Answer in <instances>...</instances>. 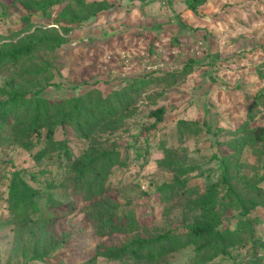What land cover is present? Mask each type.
I'll return each instance as SVG.
<instances>
[{
	"label": "rangeland",
	"instance_id": "1",
	"mask_svg": "<svg viewBox=\"0 0 264 264\" xmlns=\"http://www.w3.org/2000/svg\"><path fill=\"white\" fill-rule=\"evenodd\" d=\"M108 1L112 10H106L94 23L73 29L60 48L35 51V63L48 62L56 81L42 94L57 99L96 88L105 96L137 78L146 77L149 82L124 112L122 123L114 127L104 124L91 139L80 138L69 126L58 129L56 137L66 139L73 157L55 152L35 163L30 153L15 143L0 146V264L21 262L12 253L19 228L12 223L7 201L12 171L20 168L27 171L29 183L41 190L33 220L45 222L49 235L60 242L46 259L29 264H134L101 256L91 263L89 258L98 245H120L133 236L149 238L171 228L183 230L184 225L197 220L199 212L193 210L191 200L217 179L219 159L234 157L228 146L232 134L246 119L251 97L264 94V78L257 72L264 69V0H207L195 12L185 11L184 0ZM168 1L174 6L172 12ZM0 2L4 4H0V34L13 37L21 29L24 9L12 0ZM63 6H53L47 14L36 12L33 23L60 30L61 24L55 23L67 21L58 16ZM188 63L193 70L182 73ZM19 65L0 71V87ZM161 106L166 113L151 126L153 118L148 113ZM256 109L253 122L262 126L264 107ZM181 119L203 123L207 131L180 136L177 122ZM89 146L127 152V164L113 167L104 194L134 211L137 226L132 232L98 235L97 221L89 212L95 200H84L74 192L70 165ZM165 147L183 164L200 167L183 176L186 190L196 193L158 198L156 187L173 176L159 165ZM237 161L241 166L237 174H249L257 163L247 146ZM48 182L55 185L49 191L45 188ZM47 192L65 204L51 205ZM252 214L262 218L254 227L255 236L264 239V210L255 209ZM226 217L230 226L240 218L236 211H229ZM37 226L33 224L34 229ZM253 251L263 252L246 241L231 249L233 257L218 256L208 264H251ZM193 260V247L187 246L152 264H192Z\"/></svg>",
	"mask_w": 264,
	"mask_h": 264
},
{
	"label": "trees",
	"instance_id": "2",
	"mask_svg": "<svg viewBox=\"0 0 264 264\" xmlns=\"http://www.w3.org/2000/svg\"><path fill=\"white\" fill-rule=\"evenodd\" d=\"M12 1L22 6L24 15L20 21L21 29L13 37L0 34V71L9 65H20L12 73L13 76L0 87V146L15 143L28 151L35 163L55 152L73 157L66 139L56 137L57 130L69 126L80 138L91 139L94 131L104 124L114 127L122 123L124 112L135 103L136 96L143 92L149 81L146 77L134 79L114 88L105 96L96 88H90L83 94L57 99L43 95L42 92L48 86L55 85L56 81L53 80L54 72L48 62L35 63V51L57 50L67 41L69 32L96 22L103 12L112 10V5L108 0ZM205 1L184 0V3L187 9L195 12ZM63 4L58 16L67 21L55 23L61 24V31L54 26H35L32 17L36 12L47 14L51 7ZM169 12H172L171 8ZM187 70H193L192 63H188L181 72ZM257 72L260 78H264V69ZM258 106L264 107V94L261 92L251 97L246 119L234 130L233 141L228 143L236 158H220L221 169L217 179L191 200L193 210L199 212L197 220L184 225L183 230L171 228L149 238L133 236L120 245H98L94 255L89 258L90 262L94 263L101 256L122 263L131 261L134 264H152L170 253L192 246V264H208L218 256L233 257L231 249L249 241L251 245L263 250L260 254L255 251L251 253V264H264V239L255 236L254 227L255 223H262V218L252 214L255 209L264 210V125H255L253 122ZM165 113L166 109L162 106L150 110L148 116L153 118L151 126L160 122ZM177 130L180 136H196L207 131L203 123L184 119L177 122ZM246 146L256 156L257 163L252 164L249 174H237V169L241 168L237 158ZM36 147L38 149L35 150ZM164 156L159 165L173 172V176L156 187L158 198L167 200L172 195L183 192L196 193L197 191L186 190V179L183 176L200 167L183 164L167 147L164 148ZM127 158V152L121 154L115 147L97 149L89 146L82 155L74 157L70 165L74 172L71 177L74 192L82 195L84 200H95L89 212L97 221L95 232L98 235L129 233L137 226L132 209L124 208L104 194L107 190L105 184L113 167L125 166ZM27 174L25 169H14L8 186V209L12 223L19 228L12 253L21 258L19 264L43 261L60 245L47 232L45 222L32 218V214L39 211L37 198L41 190L29 183ZM30 178L35 180L34 173H31ZM54 186L52 182L45 184L48 191ZM47 193V201L51 205L65 204L57 201L51 192ZM229 211H236L240 217L232 226L227 223L226 213ZM49 220L53 221L54 217ZM33 224H38L36 229Z\"/></svg>",
	"mask_w": 264,
	"mask_h": 264
},
{
	"label": "crops",
	"instance_id": "3",
	"mask_svg": "<svg viewBox=\"0 0 264 264\" xmlns=\"http://www.w3.org/2000/svg\"><path fill=\"white\" fill-rule=\"evenodd\" d=\"M206 1H207V0H206ZM206 1H205V2H206ZM133 2H136V1H133ZM137 2H139V1H137ZM145 2H147V0H145ZM145 2H139V3H145ZM170 3H171V2L168 1L169 8L174 9V6H173V5L171 6ZM182 4H183V3H182ZM185 7H186V6H185ZM112 9H113V8H112ZM185 11H189V12H190V9H186ZM185 11H184V12H185ZM103 13H104V12H103ZM103 13H102L100 16H102ZM178 17H179V16H178ZM183 17H184V16H183ZM99 18H100V17H99ZM99 18H98V20H99ZM179 18H180V17H179ZM98 20H97V21H98ZM110 22H111V20H110ZM104 24H105V23H104ZM93 25H94V24H93Z\"/></svg>",
	"mask_w": 264,
	"mask_h": 264
}]
</instances>
